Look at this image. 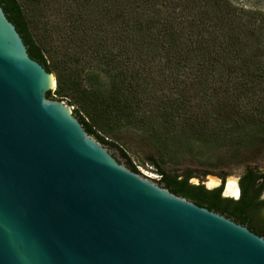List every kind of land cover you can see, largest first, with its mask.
I'll return each instance as SVG.
<instances>
[{"label": "trees", "instance_id": "obj_1", "mask_svg": "<svg viewBox=\"0 0 264 264\" xmlns=\"http://www.w3.org/2000/svg\"><path fill=\"white\" fill-rule=\"evenodd\" d=\"M0 7L27 55L53 74L49 99L72 106L84 131L133 172L121 135L136 131L155 181L174 195L218 206L213 190L189 182L196 174L165 165L218 167L224 157L240 163L264 154V12L230 0H0Z\"/></svg>", "mask_w": 264, "mask_h": 264}, {"label": "water", "instance_id": "obj_2", "mask_svg": "<svg viewBox=\"0 0 264 264\" xmlns=\"http://www.w3.org/2000/svg\"><path fill=\"white\" fill-rule=\"evenodd\" d=\"M0 7V264H264V240L131 171L49 99Z\"/></svg>", "mask_w": 264, "mask_h": 264}, {"label": "rangeland", "instance_id": "obj_3", "mask_svg": "<svg viewBox=\"0 0 264 264\" xmlns=\"http://www.w3.org/2000/svg\"><path fill=\"white\" fill-rule=\"evenodd\" d=\"M230 2L237 7L243 8L244 10H257L264 12V0H230ZM45 16L49 21L52 22H57L59 20L56 11L46 12ZM121 136L125 143L122 145V147L125 148L130 160L137 166H140L142 171L145 174H148L151 179L158 180L159 175L145 159L150 155L149 149L145 143L141 142L137 132L133 131L132 129L125 130ZM110 152L112 155H114V157L122 161L119 158V154L116 149L111 148ZM222 161L225 165H220L218 167H211L210 165H197L194 163L185 162L177 166L165 165L162 168L165 170V172L177 173L188 170L192 174H196V177L190 178L189 182L191 184H201L206 188H210L218 183V179L221 177H223L222 183L224 184H227V182L230 181H235L237 176H239L246 169L255 170L256 172H264V154L262 152L249 155L248 157H245L240 163H234L230 160V158L227 157H224ZM138 172L141 173L140 171ZM203 172L208 173L203 175Z\"/></svg>", "mask_w": 264, "mask_h": 264}, {"label": "flooded vegetation", "instance_id": "obj_4", "mask_svg": "<svg viewBox=\"0 0 264 264\" xmlns=\"http://www.w3.org/2000/svg\"><path fill=\"white\" fill-rule=\"evenodd\" d=\"M219 182L208 190H213L217 197V208L207 210L222 215L233 223L245 227L251 233L264 240V172L244 170L235 181L233 188L227 192L226 186Z\"/></svg>", "mask_w": 264, "mask_h": 264}, {"label": "built area", "instance_id": "obj_5", "mask_svg": "<svg viewBox=\"0 0 264 264\" xmlns=\"http://www.w3.org/2000/svg\"><path fill=\"white\" fill-rule=\"evenodd\" d=\"M132 163H133V162H132ZM133 165H134V167H135L138 171H140L144 176H147V177L150 178V176H149L148 174H145V173L142 171V169H141L140 166H137L135 163H133Z\"/></svg>", "mask_w": 264, "mask_h": 264}, {"label": "bare ground", "instance_id": "obj_6", "mask_svg": "<svg viewBox=\"0 0 264 264\" xmlns=\"http://www.w3.org/2000/svg\"><path fill=\"white\" fill-rule=\"evenodd\" d=\"M231 182V181H230ZM226 186V191L229 192L233 188V184L230 183Z\"/></svg>", "mask_w": 264, "mask_h": 264}]
</instances>
